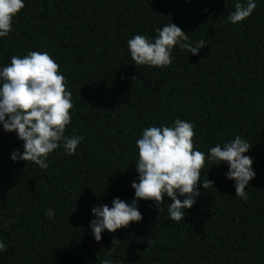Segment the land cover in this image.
I'll return each mask as SVG.
<instances>
[{
	"label": "trees",
	"instance_id": "obj_1",
	"mask_svg": "<svg viewBox=\"0 0 264 264\" xmlns=\"http://www.w3.org/2000/svg\"><path fill=\"white\" fill-rule=\"evenodd\" d=\"M234 3L24 0L0 39V66L13 55L47 52L72 94L65 135L84 139L74 155L54 150L44 170L13 162L22 142L0 127V264H264V0L237 25L227 19ZM171 22L206 47L196 56L177 47L170 65L137 68L127 41L154 37ZM177 118L194 124V149L205 154L236 135L249 143L256 175L248 200L236 197L226 164L206 159L200 179L213 186L200 189L183 221L169 219L166 203L157 210L142 200L140 222L95 241L91 209L134 197L142 130Z\"/></svg>",
	"mask_w": 264,
	"mask_h": 264
},
{
	"label": "clouds",
	"instance_id": "obj_2",
	"mask_svg": "<svg viewBox=\"0 0 264 264\" xmlns=\"http://www.w3.org/2000/svg\"><path fill=\"white\" fill-rule=\"evenodd\" d=\"M24 0H0V39L12 31L13 19L24 8ZM257 8V0H235L234 10L227 19L237 25L249 18ZM155 36L136 34L127 41L128 54L133 64L162 68L171 64L174 48L196 56L205 48L204 40L191 41L180 27L168 23L155 30ZM134 81L136 77H131ZM72 94L66 89L65 77L47 52L29 51L26 55H13L10 63L0 66V127L15 133L23 150L14 149L13 162H32L41 169L48 168V156L62 148L65 155H74L83 142L80 135L66 136L71 123ZM194 124L175 119L170 126H149L135 141L137 158L134 163L137 180L131 183L134 197L130 202L113 198L111 207L97 204L91 209L94 217L89 228L95 241L102 233L129 227L142 220L139 201H152L157 210L167 204L171 221L181 222L196 203L200 189L213 186L209 178L201 181L205 160L213 166L227 165L225 178L234 183L236 197L248 200L246 188L255 178L253 161L246 155L249 143L239 135L208 149L207 154L194 149ZM209 171V170H208ZM169 198L171 203H167ZM182 198V199H181ZM51 219L54 212L45 210ZM150 245L152 240L149 241ZM114 246L109 250V257ZM6 244L0 241V253ZM102 264H113L110 258Z\"/></svg>",
	"mask_w": 264,
	"mask_h": 264
}]
</instances>
